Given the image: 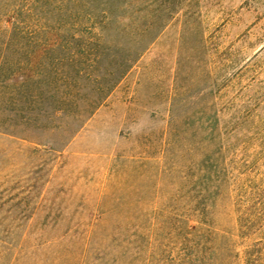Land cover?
Returning a JSON list of instances; mask_svg holds the SVG:
<instances>
[{"label": "trees", "instance_id": "16d2710c", "mask_svg": "<svg viewBox=\"0 0 264 264\" xmlns=\"http://www.w3.org/2000/svg\"><path fill=\"white\" fill-rule=\"evenodd\" d=\"M192 1L17 0L0 7V132L35 143L30 134H57L66 146L149 45L176 21L194 16ZM120 39L147 45H106ZM108 51L123 53L105 60ZM155 97L156 103L143 104L145 131L117 132L116 145L130 141L131 148L115 152L112 167L114 175L128 167L151 169L154 181L145 185L152 192L151 213L143 219L61 215L53 221L60 232L49 245H0V264H18L28 255L31 264H264V246L236 251L217 245L220 184L216 172H206L209 146L192 138L185 105H177L170 89L160 88ZM54 142L42 151H55ZM20 204L18 199L14 206ZM10 218L0 217V224ZM72 239L79 245L64 244Z\"/></svg>", "mask_w": 264, "mask_h": 264}, {"label": "rangeland", "instance_id": "374dc122", "mask_svg": "<svg viewBox=\"0 0 264 264\" xmlns=\"http://www.w3.org/2000/svg\"><path fill=\"white\" fill-rule=\"evenodd\" d=\"M11 4L17 0H0V7ZM189 10L194 16L176 21L149 45L66 146L57 134H30L35 143L0 132V217H11L0 224V245H49L61 215L150 214L152 192L145 185L154 181L151 169L128 167L114 175V153L131 148L130 141L116 145V134L145 131L144 105L167 88L185 105L192 138L209 146L206 172L220 184L217 245L236 251L264 246V0H194ZM146 43L106 41L114 49ZM121 53L108 51L104 59ZM52 141L55 151H42ZM64 244L79 245L73 239ZM17 262L31 264L33 257Z\"/></svg>", "mask_w": 264, "mask_h": 264}]
</instances>
